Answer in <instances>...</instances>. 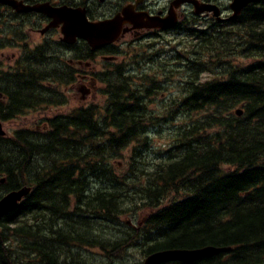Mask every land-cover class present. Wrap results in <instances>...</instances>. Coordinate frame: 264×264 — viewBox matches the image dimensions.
I'll use <instances>...</instances> for the list:
<instances>
[{"label": "trees", "instance_id": "obj_1", "mask_svg": "<svg viewBox=\"0 0 264 264\" xmlns=\"http://www.w3.org/2000/svg\"><path fill=\"white\" fill-rule=\"evenodd\" d=\"M193 25H178L185 34L170 49L175 68L158 63L143 78L163 84L174 70L183 76L157 112L142 103L148 87L116 78L103 109L72 108L54 114L45 132L0 137V198L32 189L1 221L0 264H86L82 252L91 247L103 264H116L136 247L138 232L120 229L117 237L101 225L138 220L142 210L149 230L169 236L154 249L137 248L140 258L213 246L231 250L188 264H264V0L219 27ZM0 76L2 120L60 101L34 93L41 81ZM176 122L169 143L149 159L151 127Z\"/></svg>", "mask_w": 264, "mask_h": 264}, {"label": "flooded vegetation", "instance_id": "obj_2", "mask_svg": "<svg viewBox=\"0 0 264 264\" xmlns=\"http://www.w3.org/2000/svg\"><path fill=\"white\" fill-rule=\"evenodd\" d=\"M17 1H21L27 6L43 3H50L53 6L63 4L60 0ZM165 1V7H158L159 0H141L140 2H137V0H84V7L88 19L94 22L111 19L121 14L123 8L127 6H133L135 12H144L151 16L164 17L167 15L171 3L174 0ZM206 1L221 6L219 0ZM226 9L228 8L225 6L222 7L223 12ZM175 12L177 13L179 21L182 19L183 21H188L196 18L192 10H189L187 7L178 8ZM0 13V70L5 71L7 75L16 76V80L20 81L19 84L23 83L26 79L41 81V83L34 84L36 87L34 93L58 96L60 100L59 103L51 105L50 108H63L66 106L69 102L67 98V94L70 91L69 88H74L82 93V99L84 101H86L87 97L92 94L93 91L95 95L99 94L103 101L102 103H93L92 101L84 106L88 107L89 105H95L103 109L108 101L106 94L109 93V88L116 86L114 83L116 78H119L124 86L126 84L129 86L136 84L139 88L148 87L150 96L142 99V103L147 105V109L150 102L154 101L156 92H160L164 88V85L160 82L161 79H158V81L153 84L143 81L144 77L153 75L154 72L152 68L149 71H144L142 74L137 75L132 71L126 70H131L132 68H127L124 64L125 61L119 62L118 60L122 53L123 55L127 54L129 50L140 46L132 44L147 37L156 38L166 44L175 42V29H145L137 31L134 30L130 24L125 23L122 26L123 32L115 43L98 49H92L82 40H78L71 45L64 43L61 39L60 28L52 27L48 29L51 19L43 14L35 12L18 13L1 4ZM199 18L200 17H198V19ZM199 21L208 23L212 21V17L204 15ZM172 33H175V36L171 40L165 38L164 34ZM149 48L150 46L148 45V49ZM7 51H11L9 55H5ZM139 51L140 49L131 55L136 57L139 55ZM149 53L148 50L143 51V55L147 56L152 66L156 64L157 67L158 63H165L166 68L172 67L170 65L168 51L162 52L159 50L160 55L158 56L157 54ZM131 55L127 58H130ZM99 67L100 70L98 69ZM27 69H29L31 73H29ZM129 77L131 79H129ZM66 80L67 84L65 83ZM0 100L6 101L3 97H0ZM78 107L81 108L82 105ZM30 112H32L31 109L20 111L19 114L11 115L8 119L3 121L6 123L17 122L18 119L26 116ZM64 112L65 111H62V113ZM52 118H47L40 123L36 122L34 130L37 132L48 130L49 121ZM98 124L101 126L111 125L110 123H104L102 121L98 122ZM25 128L28 129V127ZM145 222V218L134 221L127 220L124 222L125 226L119 224L116 227L138 232L137 236L139 239L135 248L140 247L143 250L154 249L157 247L160 240L169 235L167 232L157 233L153 230H149ZM101 227L103 228L104 226L101 225ZM127 234H123V236H127ZM172 237L174 238L175 234H173ZM163 250L168 249L156 251Z\"/></svg>", "mask_w": 264, "mask_h": 264}, {"label": "water", "instance_id": "obj_3", "mask_svg": "<svg viewBox=\"0 0 264 264\" xmlns=\"http://www.w3.org/2000/svg\"><path fill=\"white\" fill-rule=\"evenodd\" d=\"M141 0H137L140 2ZM260 0H232L230 10L232 19L237 18L242 10L250 4ZM0 4L8 6L16 12H36L51 19L49 28L60 27L62 41L66 44H73L77 39L86 41L92 49L100 48L104 45L115 42L123 32L122 26L125 23L131 24L133 29H169L177 24L175 9L182 5L189 4L194 8L197 15L202 13H213L217 21H221L220 9L211 4L201 3L197 0H174L164 18L160 16H149L144 12H135L133 6L123 8L122 13L115 17L103 21L91 22L86 15V9L81 7H69L67 5L53 7L49 3L37 4L34 6L24 5L17 0H0ZM238 116L242 111H236ZM6 133L0 122V136ZM4 183V179L0 180ZM30 192L29 188L23 187L19 190L11 191L0 198V222L4 216L18 207L19 202ZM229 248H216L206 246L196 249H173L155 252L144 260L143 264H163L167 262L191 263L201 258L212 257L226 252Z\"/></svg>", "mask_w": 264, "mask_h": 264}, {"label": "rangeland", "instance_id": "obj_4", "mask_svg": "<svg viewBox=\"0 0 264 264\" xmlns=\"http://www.w3.org/2000/svg\"><path fill=\"white\" fill-rule=\"evenodd\" d=\"M219 1L223 5V7L224 6L228 7L231 2V0H219ZM165 6H166V1L159 0L158 7H165ZM229 13L230 12L225 10L223 12L224 17L227 18L230 15ZM164 36L166 39L171 40L175 36V33L164 34ZM146 44L150 46L149 49H148V45ZM132 45H137V46L140 45V46L138 48L136 47L129 50L127 54L123 55L122 53L119 56L120 58L118 61L119 62L126 61L124 62V64L127 66V68L129 69L132 68V69L131 70H128L126 68L125 69L130 72L132 71L137 75L142 74L144 71H149L151 68L153 71L157 69L156 64H153L154 66H152L148 61L147 56L143 55L144 50H148L150 52L149 54H157V56L160 55L159 50H161L162 52L169 50V44H166L165 42L152 37L144 38L141 41L135 42ZM139 49L140 51L138 56L134 57L133 55H131L132 53L137 52ZM10 52L11 51H7L5 55H9ZM130 55L131 57L127 58ZM98 69L100 70V67ZM160 79H161L160 81L164 80L163 78ZM182 80L183 77L181 75H176V72H173V76L169 78L167 81H164L163 83L164 85V89L162 90L163 96L161 95L157 96L154 98L153 102H150V104L148 105L149 111L152 112L158 111L160 109V104L162 108V105L165 101L169 100L172 96H175V94L177 95L178 91L181 90L180 83ZM69 90L70 91L67 94V98L69 102L63 108L52 107L47 110H38V111L32 110V112L28 113L26 116L18 119L17 122H8V123L4 122L3 129L5 130L6 133L9 134H13L14 131L21 126L34 129L36 122L37 123L43 122L45 119L51 118L54 114H57L59 112L66 111L72 107H77L79 105H83V106L88 105L89 102L92 101L93 103L103 102L101 96L99 94L95 95L94 91L92 94H90L87 97L86 101H84L82 99V93L80 91H77L74 88L73 89L69 88ZM180 124L181 122H176L174 124H164V125L156 124L151 127V129H153L151 133L153 148L151 151L147 152L149 159L155 160L157 158V156L159 155L158 151L163 150L165 146L169 143L170 133H173L174 127ZM128 153L129 152L127 150L124 151L125 157L128 155ZM145 212H146L145 210L140 211L137 215L138 216L137 219L139 220L145 214ZM126 220L134 221L135 218L132 217L123 218V221ZM103 226L107 230L108 235L109 232H113V234L116 235L117 237L120 236V233H118V231L115 230L113 224L107 223L104 224ZM82 253H83V260L85 261L86 264H103L102 263L103 258L101 256L102 253L99 250V248H88L87 250H83ZM141 262H142V258H140V255L137 254L135 251H130L128 254H126V256L123 259L119 260V262H117L116 264H141ZM105 264H108V262H106Z\"/></svg>", "mask_w": 264, "mask_h": 264}, {"label": "bare ground", "instance_id": "obj_5", "mask_svg": "<svg viewBox=\"0 0 264 264\" xmlns=\"http://www.w3.org/2000/svg\"><path fill=\"white\" fill-rule=\"evenodd\" d=\"M29 109H30V108H29ZM238 110H241V111H242V115H243V110L240 109V108L237 109V111H238ZM235 114H236V113H235ZM236 115H237V114H236ZM242 115H241V116H242ZM237 116H238V115H237ZM238 117H240V116H238ZM0 184H2V183H0ZM6 194H8V193H6ZM6 194H5V195H6ZM4 217H5V216H4ZM4 217H3V218H4ZM3 218H2V219H3ZM1 221H2V220H1ZM115 228H116V230H120V229H121V230H124L123 228H118V227H116V226H115ZM205 247H206V246H205ZM137 248H139V247H137ZM137 248H136V249H137ZM216 248H218V247H216ZM221 248H224V247H221ZM168 250H170V249H168ZM230 250H231V248H229V250H227L226 252H229ZM155 252H159V251H155ZM185 264H188V263H185Z\"/></svg>", "mask_w": 264, "mask_h": 264}]
</instances>
